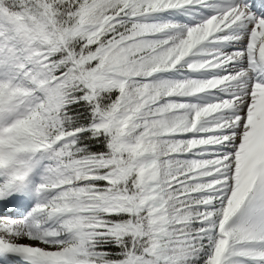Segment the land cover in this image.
<instances>
[{
    "label": "snow or ice",
    "instance_id": "snow-or-ice-1",
    "mask_svg": "<svg viewBox=\"0 0 264 264\" xmlns=\"http://www.w3.org/2000/svg\"><path fill=\"white\" fill-rule=\"evenodd\" d=\"M0 264H264V0H0Z\"/></svg>",
    "mask_w": 264,
    "mask_h": 264
}]
</instances>
